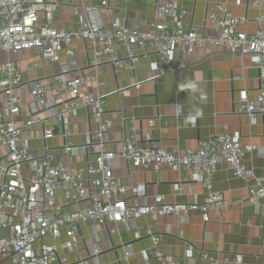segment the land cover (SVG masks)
Instances as JSON below:
<instances>
[{
    "label": "built area",
    "instance_id": "obj_1",
    "mask_svg": "<svg viewBox=\"0 0 264 264\" xmlns=\"http://www.w3.org/2000/svg\"><path fill=\"white\" fill-rule=\"evenodd\" d=\"M102 4L108 6L106 0ZM252 6L259 13L254 20L258 27L253 35L242 30L248 20L235 16L228 6L218 5L216 11L207 16L209 24L195 27L186 22L189 11L173 0H155V17L146 29L141 24L133 29L105 28L94 9L86 7L89 18L76 30L66 31L54 25L59 12V3L54 0H0V96L5 98L3 102L0 100V146L6 149V156L0 157V257L13 256L15 264H69L67 258L60 256L56 242L63 231L67 240L62 249L65 253L73 252L82 239L80 224L100 229L111 237L119 233V224L126 225L146 216H173L185 222L192 212L201 211L206 223L210 221V212L225 218L232 203L214 187L218 167L223 163L249 189L244 200L258 206L264 200V180L245 162L246 154L256 148L243 147L238 136L223 132L199 147L175 154L164 148L141 145L135 120L129 118L123 122L124 150L118 153L107 149L114 123L106 116L104 98L87 95L82 104L63 99L65 92L80 97L81 88L89 89L95 80H88L82 70L74 67L73 45L78 42L89 44L95 64L107 62L117 71L135 70L152 45L156 68L164 66L153 79L187 69L191 56L198 59L208 50L224 48L232 55L251 56L264 84V0H253ZM120 46L125 50L124 56H120ZM27 51H37L52 63H57L60 53L65 51L68 67L47 84L35 82L31 96L35 104L63 122L80 110L89 114L93 128L86 147L92 148L96 159L86 168L72 171L62 163L53 164L49 157L39 158L33 154L29 138L25 139L35 125L44 124L32 118L24 121V103L15 94L24 86L14 57ZM177 52L180 57L174 66ZM70 71L74 76L68 79L65 73ZM57 103L63 105L60 111L54 109ZM238 114L264 117V87L254 99L246 91L241 92ZM44 133L45 140L55 135L45 126ZM65 149L71 155L75 148L69 144ZM120 156L128 161L136 175L163 167L190 171L194 181L205 189L203 202L170 204L163 196L149 197L142 182L130 185L118 180L114 176L113 162ZM59 190L68 204H81V207L66 210L57 202ZM148 235L152 245L140 253L144 262L152 258L157 264H182L160 250L161 235L151 231ZM122 249L118 262L136 256L129 246L123 245ZM101 253L102 248L95 246L90 250L89 259L102 264ZM238 262V257L220 260L202 250L196 264ZM79 264H89V260L82 259Z\"/></svg>",
    "mask_w": 264,
    "mask_h": 264
},
{
    "label": "crops",
    "instance_id": "obj_2",
    "mask_svg": "<svg viewBox=\"0 0 264 264\" xmlns=\"http://www.w3.org/2000/svg\"><path fill=\"white\" fill-rule=\"evenodd\" d=\"M54 1L59 3L54 25L66 31L76 30L89 18L86 7L93 8L101 25L110 29L119 26L133 29L137 24L146 29L155 17V0H106L107 7L103 6V0ZM173 1L189 11L186 22L195 27L209 24L206 21L208 14L216 11L220 4L231 8L235 16L248 20L242 30L249 35L255 34L258 27L254 20L259 13L252 6L253 0ZM73 50L74 67L82 70L88 80H95L89 89L81 88L80 97L75 98L70 92H65L63 99L82 104L87 95L104 98L106 116L114 123L108 136V150L123 152L126 134L123 122L129 118L135 120L141 145L152 149L164 148L175 154L199 147L227 132L238 136L243 147L256 148L246 154L245 162L258 178L264 180V117L238 114L241 92L246 91L254 99L264 87L251 56L232 55L224 48L208 50L198 59L189 57L187 69L153 79L164 66L161 64L156 68L152 45L135 70L117 71L107 62L95 64L93 52L85 42L75 43ZM119 50L120 56H124V48L120 46ZM179 57L177 52L174 66ZM14 59L19 65L24 86L15 92L24 103V121L32 118L44 122L35 125L29 137L25 136V139L29 138L33 154L39 158L49 157L53 164L62 163L72 171L86 168L96 159L92 148L86 147L93 128L89 114L80 110L63 122L35 104L31 96L35 82L47 84L68 67L65 51L60 53L57 63L50 62L37 51L24 52ZM73 76V71L65 73L68 79ZM4 99L0 96L2 102ZM62 108L61 103L54 107L56 111ZM44 126L53 130L55 135L52 139L45 140ZM69 144L75 148L71 155L65 149ZM5 156L6 149L0 146V157ZM113 172L126 184L144 183L149 197L160 195L170 204H201L204 199V187L194 181L187 170L163 167L159 171L147 170L136 175L128 161L120 156L113 162ZM214 187L232 203L225 218L217 212H210V221L206 223L201 211L192 212L185 222L173 216H146L126 225L119 224V233L111 237L100 229L80 224L82 239L77 248L69 253L63 251L62 245L67 237L62 231V237L56 242L59 254L67 258L69 264H79L82 259L96 264L97 260L89 259L90 250L100 246L102 264H157L152 258L148 263L144 262L140 255L142 250L152 245L148 235L151 231L162 236L160 250L182 264H196L202 250L209 251L220 260L238 257L239 262L232 264H264V200L258 206L245 201L249 189L224 163L218 167ZM57 202L68 211L81 207V204H68L61 190L57 192ZM123 245L129 246L136 256L120 263L118 259ZM13 259V256L0 257V264H15Z\"/></svg>",
    "mask_w": 264,
    "mask_h": 264
}]
</instances>
